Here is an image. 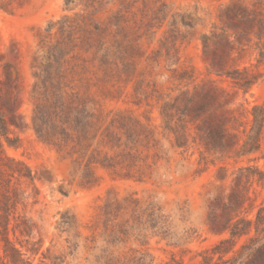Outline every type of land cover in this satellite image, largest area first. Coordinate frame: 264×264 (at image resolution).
Returning <instances> with one entry per match:
<instances>
[{
    "label": "rangeland",
    "instance_id": "1",
    "mask_svg": "<svg viewBox=\"0 0 264 264\" xmlns=\"http://www.w3.org/2000/svg\"><path fill=\"white\" fill-rule=\"evenodd\" d=\"M234 2L239 9L245 0H0L6 7H0V109L11 140L3 139L10 160L2 155L0 163L26 165L39 178L33 185L0 171V204L8 191L9 239L31 264H101L140 256L134 250L159 264L181 249L192 251L189 262L228 236L222 227L235 210L255 217L264 183L248 180L241 167L256 161L237 159L235 148L209 140L189 113L181 121L175 108L162 115L183 91L195 93L196 102L211 91L221 103L204 119L213 127L225 123L227 138L244 141L253 106L264 102V80L244 92L218 73L245 67L264 73V65L257 67L256 41L236 29L241 10L227 18ZM65 17L78 45L85 44L82 28L98 24L114 52L104 70L86 43L89 51H74L75 71L66 75L71 91L88 97L97 115L99 133L88 149L59 132L40 137L34 125L36 112L42 117L46 109L37 92V75L48 62L39 33ZM111 120L114 134L106 129ZM135 120L150 130V141L127 140L120 126ZM258 164L264 169V159ZM235 196L243 207L227 210ZM0 264H11L3 241Z\"/></svg>",
    "mask_w": 264,
    "mask_h": 264
},
{
    "label": "trees",
    "instance_id": "2",
    "mask_svg": "<svg viewBox=\"0 0 264 264\" xmlns=\"http://www.w3.org/2000/svg\"><path fill=\"white\" fill-rule=\"evenodd\" d=\"M0 7L6 8L3 4H0ZM240 10L241 14H243L241 19L244 26L238 25L236 29L250 40L256 41L258 48L257 67H259L264 65V0H254V2L245 0L244 5L239 9H237V5L234 2L228 8L227 18L236 17L237 12ZM69 19L70 17H65L63 21H52L46 28L45 33L42 31L39 33L40 48L46 51L48 62L42 69V73L37 75V92L43 95L46 109L42 117L36 112L34 125L40 137L49 139L56 132H59L68 140L74 142V146H82V148L88 149L92 146L99 133L98 121L96 122L97 115L90 108L88 97H78L71 91L73 90V85L66 81V75L75 71V65H72V61L77 55L74 54V51L76 49L89 51V49L84 47L86 43L90 44V48L93 46L96 48L94 59L100 61L99 65L104 70H110L113 64L112 56L114 52L105 39V28L98 24L93 25V29L82 28L85 33L83 40L85 44L78 45L75 28L71 25ZM204 45L207 47V39H204ZM86 61L84 60V62ZM85 67L86 64H83L82 68ZM218 74H226L233 84L244 92H248L260 80H264V73L255 72L249 67ZM158 99L163 100V96ZM220 103L221 97L211 93V91L203 92L200 95V99L196 102L195 93L186 90L177 96L174 102H166L162 115L163 117H170L171 115L167 111L168 108H175L176 114L181 121L180 117L189 113L191 121L197 123L199 130L205 127V133L209 140L226 148H235L237 159L249 157L250 161H256L255 165L241 167V170L247 173L248 180H257L260 183H264V169L258 164L260 159H264V102L253 106L251 111L252 123L242 143L239 140L227 138V132L224 130L225 123L219 121L213 127L208 125L204 119L205 115L215 112ZM39 107L38 105V109ZM113 126H115V121L111 120L106 127L111 134H114ZM120 128L124 130L127 140L133 144L145 139L150 141L153 137L150 130L138 120H135L130 125L122 123ZM114 136L117 140H121V136H118V134ZM182 138L183 135L177 136L176 142L179 147L185 145L181 141ZM3 139H6L11 145L9 128L0 109V160L2 155H5V158L10 160L6 156ZM227 140H229L230 146L226 145ZM0 168L2 173H9L12 178H25L33 185L39 179L26 165L25 170H18L12 165L0 163ZM2 196L3 200H1L0 204V242L3 241L5 243V252L10 258L11 264H31L24 253L12 245L9 239L13 204L8 191L3 193ZM244 202L240 201L239 196H235L229 206L230 208H227V210L234 206L242 208ZM117 204L123 208L121 202H117ZM137 209L138 206L135 205L132 211L135 212ZM234 212V215L227 218L225 225L222 227L228 233L227 237L221 239L210 248L196 251L190 257L189 262L185 260V256L192 253V251L181 249L179 256L176 252L170 251L169 259L162 260L159 264H264V203L258 207L254 218L242 215L241 211L238 210ZM152 215L151 213V218H153ZM153 224L151 223V228H154ZM112 231L115 230L112 229ZM162 236V238L166 239L169 235L168 233H163ZM243 238L245 240L240 243ZM142 244H147V242L144 241ZM134 251L140 252V256L107 257L101 264H153L154 256L150 253H142L140 250Z\"/></svg>",
    "mask_w": 264,
    "mask_h": 264
}]
</instances>
